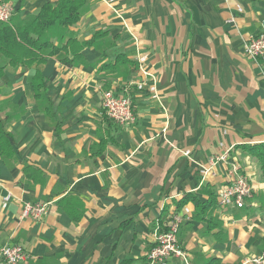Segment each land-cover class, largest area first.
Returning <instances> with one entry per match:
<instances>
[{
    "label": "crops",
    "instance_id": "1",
    "mask_svg": "<svg viewBox=\"0 0 264 264\" xmlns=\"http://www.w3.org/2000/svg\"><path fill=\"white\" fill-rule=\"evenodd\" d=\"M5 1L21 26L59 0ZM80 17L45 34L56 46L92 44L72 67L49 58L40 96L35 67L0 57V136L13 151L0 155V250L21 246V264H149L157 225L178 215L191 264L260 255L264 172L243 147L264 144V58L249 59L244 45L264 32V0H88ZM144 69L158 97L133 87L137 121L119 126L104 115L103 93L145 82ZM239 175L251 198L220 206V189ZM186 195L216 197L205 220L193 204L177 211ZM26 203L46 213L23 217Z\"/></svg>",
    "mask_w": 264,
    "mask_h": 264
},
{
    "label": "built area",
    "instance_id": "2",
    "mask_svg": "<svg viewBox=\"0 0 264 264\" xmlns=\"http://www.w3.org/2000/svg\"><path fill=\"white\" fill-rule=\"evenodd\" d=\"M15 9L5 0H0V23H9L14 15ZM246 57L253 61L264 58V32L248 40L244 45ZM140 62H144L142 59ZM145 82H131L123 88L121 94L108 90L102 96V108L104 115L119 126L129 127L136 123L137 116L131 97V90L137 87L139 90H145L153 95H157L156 80L153 74L147 70H142ZM186 156L190 153L186 152ZM225 156L212 160L211 164L216 165L218 161L225 160ZM208 169L203 170V177L209 174ZM237 171V168H234ZM253 186L249 180L242 175L230 184L222 187L218 193V203L222 207L243 208L245 201L251 198ZM46 213V205L26 203L23 210V217L41 218ZM166 226L157 225L154 231V246L148 254L149 264H165L169 260L176 258L184 264H191L188 255L181 246L178 234L183 219L178 215H172ZM27 260L25 250L19 245H6L0 250V264H21ZM245 264H264V250L260 255L245 262Z\"/></svg>",
    "mask_w": 264,
    "mask_h": 264
},
{
    "label": "trees",
    "instance_id": "3",
    "mask_svg": "<svg viewBox=\"0 0 264 264\" xmlns=\"http://www.w3.org/2000/svg\"><path fill=\"white\" fill-rule=\"evenodd\" d=\"M87 1L59 0L56 5L46 4L38 15L25 25H12V20L9 23H0V57L5 58L11 67H35L33 85L38 96H40L44 82L41 67L49 58L58 59L62 64L72 67L83 59V50L92 44V42L78 44L75 40L68 39L64 44L56 46L50 40L44 39L45 34L53 28L76 26L81 18V9ZM99 35L100 33L93 39L95 40ZM121 57L119 56L117 61ZM125 63L131 64L132 62L126 61ZM3 72L4 67H0V79L3 77ZM243 149L258 158L264 172V144L245 146ZM12 153L9 138L7 135H1L0 155L10 156ZM215 203L216 197L214 196H211L208 202L201 203L195 196L186 195L178 204L177 211L188 204H193L197 211L196 219L203 221L206 213L214 207Z\"/></svg>",
    "mask_w": 264,
    "mask_h": 264
}]
</instances>
